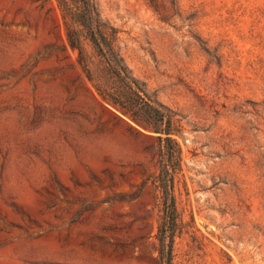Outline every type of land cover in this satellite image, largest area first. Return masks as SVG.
Instances as JSON below:
<instances>
[{
    "label": "rangeland",
    "instance_id": "rangeland-1",
    "mask_svg": "<svg viewBox=\"0 0 264 264\" xmlns=\"http://www.w3.org/2000/svg\"><path fill=\"white\" fill-rule=\"evenodd\" d=\"M92 3L173 115V264H264V0ZM84 49L57 0H0V264H164L165 120Z\"/></svg>",
    "mask_w": 264,
    "mask_h": 264
},
{
    "label": "trees",
    "instance_id": "trees-1",
    "mask_svg": "<svg viewBox=\"0 0 264 264\" xmlns=\"http://www.w3.org/2000/svg\"><path fill=\"white\" fill-rule=\"evenodd\" d=\"M57 2L64 19L67 43L73 50L78 51L79 62L83 68L89 72L84 49V41L88 40L96 53L108 64L110 71L128 82L133 92L142 97V100L148 104L150 111L159 120H165L166 127L163 129L165 136L159 137L165 158L154 181L163 185L166 190L167 208L165 217L159 227L160 252L163 255L164 264H173L177 207L175 197L169 195L168 185L174 182L181 165V147L179 141L173 137L175 133V129L172 128L173 115L171 112L165 115L156 106L155 101L149 99L151 98L149 93L139 80L132 75L116 46L117 28L102 19L92 0H57ZM167 238H169L168 242H166Z\"/></svg>",
    "mask_w": 264,
    "mask_h": 264
}]
</instances>
